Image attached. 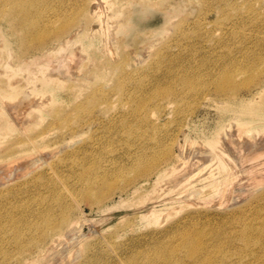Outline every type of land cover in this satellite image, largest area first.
Here are the masks:
<instances>
[{
	"label": "rangeland",
	"instance_id": "1",
	"mask_svg": "<svg viewBox=\"0 0 264 264\" xmlns=\"http://www.w3.org/2000/svg\"><path fill=\"white\" fill-rule=\"evenodd\" d=\"M130 4L93 2L91 51L70 41L26 59L17 56L13 22L0 5V264H161L177 244L159 252L151 245L180 221L203 226L245 210L255 224L264 222V106H255L264 95V0H158L165 20L146 18L153 24L135 35L117 34ZM120 41L127 51L139 49L137 67L112 70L124 59L119 50L109 55ZM256 54L258 68L245 72ZM98 73L105 90L94 83ZM228 75L238 86L258 76L261 85L216 96V82ZM47 79L54 91L42 88ZM142 83L146 92L136 87ZM95 91L107 97L89 124L92 115L73 108ZM135 99L149 105L143 115L154 129L142 131L151 149L140 146ZM85 150L88 158L80 159ZM201 155L208 166L192 168ZM138 164L148 179L136 175ZM177 167L184 170L173 176ZM89 187L96 197H87ZM158 204L167 206L151 218ZM47 219L67 225L53 233ZM261 242L254 238L250 249L260 253ZM239 261L235 255L231 263Z\"/></svg>",
	"mask_w": 264,
	"mask_h": 264
},
{
	"label": "bare ground",
	"instance_id": "2",
	"mask_svg": "<svg viewBox=\"0 0 264 264\" xmlns=\"http://www.w3.org/2000/svg\"><path fill=\"white\" fill-rule=\"evenodd\" d=\"M94 1L95 0H0V5L4 6L3 8L6 9V11H8L9 16L11 17V20L13 22L12 29L15 36H17L20 45L18 50L20 54L18 53L17 56L26 59V57L29 58L30 54H34V56L38 55L39 57L45 53L46 55H48L50 52H48L47 54L46 51L49 48H53L52 47L53 45L54 47H56L55 45H59L60 47L59 46L58 47L60 49H63L67 47L68 42L70 41L81 44V47L86 52L91 51L90 43H91V39L94 38L91 31L93 30L96 24L95 18L92 15V5ZM129 1H131V4L128 6L130 9L125 13V15L121 18V20H119L117 34L122 32L123 30L127 35L129 34L135 35L138 32V30L142 28V26L143 28H147L148 26H151L153 24L152 20H147L146 18L152 19L155 16L156 20H161V21L165 20L164 19L165 12H157L155 10L156 8L155 5L158 0H129ZM216 1H220V0H216ZM59 5H61L62 7H60ZM171 13L169 12L168 14ZM154 20L155 19H153V21ZM105 25H103L104 29L107 28L105 27ZM105 31L108 32L107 30ZM134 38L137 39L136 37ZM120 42L121 43H119V46L117 47L115 46L116 49L115 48L113 49L111 47L112 50H110V52L108 48H106V50H108L107 52H109V55L110 53L114 54L118 50L124 53V59L122 61H120L119 63H113L111 65L112 70H119V69L122 70L125 66L128 65L131 67H137L136 63L134 62L135 61L134 55L138 53L139 49L133 51H127L126 50L127 46L125 42L123 41ZM50 55L49 57H52L53 53L52 56ZM36 58L39 59L38 57ZM43 58H45V56ZM253 58H254L253 61H249V63L243 68L245 72H250L251 70L253 71V69H257L258 67L256 66L261 60L262 55L256 54V56H254ZM95 77L96 76H94V78ZM252 80H253L252 82H248L242 84L241 86H238V84L234 80V76L228 75L226 80L222 82H216L214 86L216 96L239 97V95L241 94L240 91L243 89V87L245 89L244 91L250 93L251 91H253L255 87H259L258 85H261L260 80H258V76ZM94 81H95L94 83L98 87L97 90H105L106 86L102 83H98V82H103V76L101 74L98 73V78L97 79L95 78ZM145 85L146 83H142V84H138L136 87L139 90L144 89V92H146L147 88L146 87L144 88ZM7 87H9L13 91L19 90L18 86L15 84H9ZM53 87L54 85L52 84L51 79L50 80L47 79L44 82H42V88L44 89V91L47 90L54 91ZM148 93L149 91L145 95H149ZM106 97L107 95L105 92L100 93L95 91L87 95V99L85 102L81 103L80 105L74 106L73 111L87 115V117H90L92 115L91 119H89L90 120L89 124H94L96 121H98V117L95 116L96 114L94 113V111L96 107L99 105L98 103L100 102V100ZM145 103H146L145 99H142L140 102H136L139 109H135L133 113L138 121L139 136L143 141L140 143V146L142 147L145 146L146 149L147 148L151 149L152 145L149 142L147 143V141H151V137L148 138L147 136H149V133H147L146 131L145 132L142 131V129H144L145 127L149 129H154V126L152 124H149V122L150 123L152 122L151 120L152 118L150 117L151 119H149L145 115H143L148 109L147 106H149V105L145 106L144 105ZM255 106L259 108L264 106V95L259 99V103L256 104ZM127 127L129 128L128 124ZM215 144L216 143L213 144V147H215ZM216 148H218V146ZM87 152L89 151L85 150L83 157H81L80 159L83 160L87 159L89 156L87 155ZM145 155L146 154L142 155L139 158L141 162L143 156ZM172 157H173L172 151H168L166 153L165 159L169 161L172 159ZM201 157L202 155L199 158H196L198 160L191 161L188 164H192V168H193V165H198L200 162L203 161L202 159H204V156L202 158ZM205 162L203 161V163ZM139 164L135 167L136 170L138 169L137 171L135 170L137 172L136 175L148 179L147 177L151 176L150 172L141 171L138 167ZM187 166L188 165H186L185 167ZM205 166L208 165L206 164ZM183 170H184L183 168L178 169L177 167L173 176L180 173L181 171L183 172ZM167 172L172 176V170L169 169L167 170ZM186 172L190 173L191 170ZM203 172L205 171L203 170L199 173H203ZM12 175L13 174L11 173L10 176ZM194 176L195 174L192 177L196 178ZM111 187L109 194L113 192V189ZM121 189L125 190L126 188L123 187ZM86 192L88 198L96 197L95 194L96 192L94 191L93 187L91 188L89 187V190H87ZM260 198L264 199V194L261 195ZM166 206L167 204H160V205L158 204L154 208H152L150 214L151 218H155V216L160 211L165 209ZM34 216L36 217L35 219L37 220L41 218L38 214H35ZM42 220L43 219H41V221ZM187 220H183L176 223L174 225L175 226L174 230L172 229L169 234L168 233L165 234V237L160 238L157 241H154V243L151 245L152 250H154L155 252H159L160 250H162L167 246L177 244V246L171 247L169 250H167V256L160 254V256L162 255L161 258L163 259V263L161 264H169L170 261L173 260L179 262V264H248L251 262L250 260L241 261L242 258L248 254L254 256L255 259L252 260L250 264H264V222L261 225L255 224L254 221H252L250 215L245 214V210H240L235 213L227 214L224 218H221L220 221H215V220H214L215 222H213V220L201 221L204 223L203 226H200L198 224L199 221L188 222ZM62 222L64 223V225L54 224V223L50 224V221H48L47 219V225L49 224L48 231H51L53 233L60 232L61 228L67 225L66 220H63ZM68 225H74V224H70L69 222ZM196 227H198L199 233L193 232V230ZM254 238L255 239L259 238L263 240V242H261L262 246L260 247L261 248L260 253L258 252V250L250 249V246ZM74 239H76V237ZM71 240H73V238ZM238 241H241V245L238 244ZM257 242L260 243V241ZM181 253H184V255H181ZM235 255L237 256L238 260L240 258V261L231 263L232 258ZM139 264H141V262Z\"/></svg>",
	"mask_w": 264,
	"mask_h": 264
}]
</instances>
